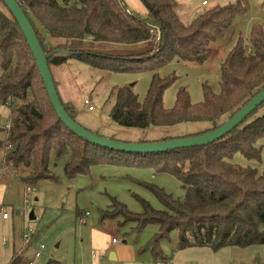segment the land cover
Returning <instances> with one entry per match:
<instances>
[{"label": "trees", "instance_id": "1", "mask_svg": "<svg viewBox=\"0 0 264 264\" xmlns=\"http://www.w3.org/2000/svg\"><path fill=\"white\" fill-rule=\"evenodd\" d=\"M15 1L35 31L50 71L58 56L61 63L73 59L94 70L152 74L142 102L131 87L115 88L109 113L118 126L145 130L204 124L202 130L193 134L137 143L208 134L214 130L213 123L221 127L264 89V29L254 24L249 37L244 39L240 35L222 61L217 94L204 86V100L193 104L181 88L175 105L171 109L163 107L162 95L176 77H160L158 70L175 60L205 64L212 54L211 46L221 43L236 19L246 14L244 4L239 1L204 8V0L203 10L189 24L179 17L174 0H138L146 9L143 20L129 12L122 0ZM48 38L58 43L48 48ZM149 42L153 48L137 56L110 54L115 46ZM61 103L76 122L72 106L62 100ZM0 106L8 107L10 114L15 115L7 131L3 162L16 171L29 170L22 179L25 185L56 180L53 170L59 163L63 164L68 180L89 176L92 168L100 165L133 166L151 167L156 173L169 174L180 184L185 191L182 200H175L153 184H138L155 196L164 211H157L137 198L142 212L131 213L126 206L109 198V207L99 214L101 222L121 219L123 225L135 223L138 229L156 225L158 233L144 247L151 251L155 264L165 262L159 244L170 234L177 235L178 250L264 246V172L233 162L235 155L253 161L260 159L264 112L259 113L264 103L237 128L206 147L139 155L89 144L78 139L57 118L19 24L0 0ZM8 146L11 148L7 149ZM17 261L13 259L10 264Z\"/></svg>", "mask_w": 264, "mask_h": 264}, {"label": "rangeland", "instance_id": "2", "mask_svg": "<svg viewBox=\"0 0 264 264\" xmlns=\"http://www.w3.org/2000/svg\"><path fill=\"white\" fill-rule=\"evenodd\" d=\"M129 12L142 20L146 9L138 0H122ZM178 4V15L182 21L189 24L203 9L204 0H174ZM211 6H225L239 1L244 4L246 14L242 19H236L226 31L223 41L213 44L212 54L203 65L187 64L177 60L164 65L158 70L160 77H176L174 84L163 93V107L171 109L176 102V94L184 88L193 104L204 100L203 87H209L213 93L220 91V69L222 61L234 48L236 40L241 35L247 39L254 24H262L264 20V0H205ZM263 27V26H262ZM48 48L57 44V40L48 38ZM153 48V43L142 45L115 46L111 55L137 56ZM56 56L51 65V72L58 90L59 97L64 104L72 106L76 114V122L92 133L107 139L118 140L124 143H137L138 141H159L164 137L183 136L202 130L204 124H181L175 128H123L110 118L109 111L114 104L115 88L131 87L138 100L142 102L151 83V73H110L94 70L73 59L61 63ZM88 106L93 112L88 111ZM264 112V106L259 114ZM8 107L0 106V264H10L13 259H20L17 264H91L95 251L92 249L89 233L92 228L101 229L97 225L101 210L110 205L109 198L126 206L129 212L140 214L142 205L137 198L142 199L157 211H164L155 196L138 184H153L171 195L175 200H182L185 191L180 184L169 174L156 173L151 167L127 166H97L92 168L89 176L67 179L63 173V164L59 163L53 170L57 177L54 181H43L37 186L25 185L22 179L28 174V169L6 166L5 141L7 131L11 128L15 115ZM259 160H247L241 155H235L233 162L242 167L257 169L264 172V140ZM23 177V178H21ZM29 187L28 204L25 201V189ZM2 211V212H1ZM33 212L34 220H29ZM8 215L7 220L1 214ZM89 214V216L86 215ZM81 220L85 224H81ZM115 222L114 239H120L119 245L134 246L137 258L133 264H155L151 251L144 249L158 233L156 225H148L138 229L135 223L123 225L121 219ZM111 222H106V224ZM31 231L32 238L23 239V233ZM6 241L5 245L3 241ZM177 235L170 234L160 241L159 248L163 253L165 262L157 264H264V246L247 248H222L218 251L205 247H188L178 250L176 248ZM44 245V249L40 246ZM6 246V247H5ZM13 249L14 255L12 254ZM41 257L36 259L35 253ZM95 256V257H96ZM102 264H123L120 261H110L104 258ZM131 264V263H130Z\"/></svg>", "mask_w": 264, "mask_h": 264}, {"label": "water", "instance_id": "3", "mask_svg": "<svg viewBox=\"0 0 264 264\" xmlns=\"http://www.w3.org/2000/svg\"><path fill=\"white\" fill-rule=\"evenodd\" d=\"M4 5L8 8L12 14L15 22L19 24L23 37H25L27 46L32 53L36 68H38L42 83L50 100V104L53 107L54 113L57 118L61 121L66 129H69L78 139L86 141L89 144L100 146L102 148L118 151L126 154H162V152L176 151L177 149H193L194 147H206L212 144L225 135L229 134L239 124L251 115L257 107L264 103V89L259 94L254 96L246 105L240 108L237 114L226 120L221 127H217L213 123L214 130L208 132V134L201 136H193L192 138H179L177 140L152 142L146 144L140 143H124L118 141H112L110 139L98 136L91 131L82 128L78 125L69 114L64 110L61 100L58 97L55 83H53L52 72L47 65V57L43 52L38 37H36L35 31L33 30L30 22L26 18L21 7L16 3L15 0H1ZM63 53V52H62ZM54 63V61H53ZM33 212L29 215V220H34ZM109 259L114 260V256L110 255Z\"/></svg>", "mask_w": 264, "mask_h": 264}, {"label": "crops", "instance_id": "4", "mask_svg": "<svg viewBox=\"0 0 264 264\" xmlns=\"http://www.w3.org/2000/svg\"><path fill=\"white\" fill-rule=\"evenodd\" d=\"M89 112H93V110L89 111ZM21 178H23V177H21ZM87 216H89V215H87ZM80 222H81V224H85L84 220H80ZM97 222H98L97 225L100 226L101 229L92 228L90 233L88 234L89 238L91 239L92 249L95 251V254H97V256L95 255L96 257L94 256V258H93L94 260L92 261L91 264H102L104 258L109 259L110 255L114 256V260H112V261H115V262L120 261L123 264H130V263L133 264L137 258V255H136L134 246H131V247L125 246V244H126L125 243V240H126L125 237H123V239H122V242L124 244L123 246L119 245V243L117 245L112 244V239H114L112 236H115V234H116V230L114 229L113 224L115 222H117L119 225V221H117V220H112V221L102 220V222H101L100 216H99ZM106 222H111V223L106 224ZM31 238H29V239L31 240ZM22 240H27V239H22ZM5 243H6V241L4 240L3 244L5 245ZM14 251L15 250L13 249L12 254L14 253ZM17 257H19V256H16V257L14 256V258H17ZM74 264H77L76 260L74 261Z\"/></svg>", "mask_w": 264, "mask_h": 264}, {"label": "built area", "instance_id": "5", "mask_svg": "<svg viewBox=\"0 0 264 264\" xmlns=\"http://www.w3.org/2000/svg\"><path fill=\"white\" fill-rule=\"evenodd\" d=\"M206 5H208V2L204 1V2L202 3V6L204 7V6H206ZM261 26H263V29H264V20L262 21ZM85 105H87V106L89 105V102H88L87 100L85 101ZM88 110H89V111H92L93 108H92L91 106H88ZM7 128H9V127L6 126V129H7ZM10 148H11V147L8 146L7 149H10ZM32 192H33L32 189L29 188V187H27V188L25 189L26 196H25V201H24V203L28 204V201L30 200L29 195H30ZM86 215H89V214L86 213ZM1 218H2L3 220H7V219H8V215H7L6 213H3V214H1ZM82 222H83V221H82ZM31 233H32L31 231H29L28 233H25V232H24V234H23V239H29V238H31V236H32ZM118 243H119V239H118V240H117V239H112V244H113V245H117ZM40 249H41V250L44 249V245H41V246H40ZM34 255H35L36 259H39L40 256H41L38 252L35 253ZM29 264H32V263H29Z\"/></svg>", "mask_w": 264, "mask_h": 264}]
</instances>
